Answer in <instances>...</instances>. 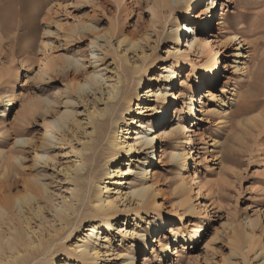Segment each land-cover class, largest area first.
Returning <instances> with one entry per match:
<instances>
[{
	"label": "rangeland",
	"instance_id": "374dc122",
	"mask_svg": "<svg viewBox=\"0 0 264 264\" xmlns=\"http://www.w3.org/2000/svg\"><path fill=\"white\" fill-rule=\"evenodd\" d=\"M154 1L0 0V151L4 152L0 156V203L8 202L22 192L26 181L33 183L34 174L39 176L40 184L47 186L43 196L49 199L43 198L39 204L35 201L28 208L31 212L44 205L47 207L45 215L51 217L47 205L72 199L74 185L68 180V172L71 174L79 163L81 149L88 143L95 123L100 122L96 111L106 106L104 88L115 84L121 76L123 84L145 98L143 102L133 98L134 111L129 119L139 122L142 118H150L145 125L150 124L156 129L161 120L157 118L160 104L167 103L166 125L170 128L179 122L189 126L191 131L183 134V145L179 149L174 142L168 145L167 138L164 141L161 137L153 151L120 152L117 166L131 171L115 177L109 183V193L104 195L115 201L121 213L112 223L111 231L104 233L102 227L99 228L101 238L93 243L99 251L98 264H262L264 0H215L213 4V0L193 1L196 4L193 10L197 9L199 19H192V27L200 30L201 36L213 34L211 38L217 39L213 46L220 45L222 50L218 58L221 69L213 82L205 77L200 67L206 62V53L197 49L187 58L178 57L174 47L179 46L184 51L185 37L180 39L179 45L167 38L173 20L182 16L186 0L164 8L159 13L160 21L152 27L154 19L150 4ZM222 10L226 13L225 23L219 25ZM207 15L211 21L210 27L205 28ZM56 23L64 26L59 30V37L47 35L48 29L56 31ZM180 23H185V19L181 18ZM84 26L87 28L83 29ZM230 29L239 32L243 36L241 40L246 39L241 50L246 57L236 56L238 41H225ZM97 36L99 38L95 39ZM134 41L139 43L138 47L132 46ZM46 42L51 48L45 49ZM66 58L72 60L71 64L78 62L81 69L75 71L72 65L66 68ZM170 65L175 70V81L168 86L169 81L164 76L165 66ZM237 66H246V72L237 70ZM135 67L139 68L138 72L134 71ZM93 71L103 75L102 89L97 87L91 96L75 92L71 95L74 103L67 105V88L83 81ZM168 87L177 94L174 104L170 103V98L161 100L147 95L148 90L162 91ZM200 90L205 95L202 104L199 102ZM190 95L202 109L196 113L198 119L186 114ZM124 97L125 94L117 104L115 102L116 107ZM8 99L13 102L11 107H7ZM143 106H146L145 110L150 106L151 111L139 114ZM155 108L159 110L155 111ZM65 109H73L72 120L55 129L50 122ZM108 120L105 135L112 125L111 118ZM128 122L125 127L131 132L143 131L135 122ZM145 129H149L148 126ZM47 130L57 137L46 149L53 160L35 169L32 166L35 148L41 145ZM130 131L129 138H122L127 141L124 144L126 150L128 142H135L131 139L135 135ZM189 134L192 135L190 147L193 150L186 145ZM18 138L22 139L16 146ZM24 140L31 144L22 143ZM175 151L186 152L187 157L193 155L194 158L188 162L191 176L186 175V178L191 190L185 194H181L179 185L186 173L170 158ZM94 152V147L90 146L87 155ZM151 154L155 161L144 164L146 159H151ZM16 156L23 157V161L18 164ZM10 159L15 165V173L8 170L11 169L8 167ZM91 163L92 160L84 173L88 180L95 179L100 170ZM143 166L152 170L147 183L152 185L155 194L153 203L147 208H140L141 204L132 194L133 189L142 186L137 173ZM194 171L196 178L205 185L200 194L197 191L201 184H193ZM17 173L22 181L13 186ZM137 210L140 215L136 214ZM28 213L35 229L39 224L33 217L36 214ZM90 213L89 206L81 205L78 214L60 234L50 238L55 249L52 255L55 264H82L73 254L74 248L82 244L81 237L91 231ZM126 219L129 232L124 236L125 233L119 231ZM160 221L167 230L154 234L150 223L159 225ZM44 226L53 232V224L46 222ZM170 228L173 231L169 232ZM134 231L148 234L150 239L156 237L158 241L150 243L152 240L146 239L143 243L138 236H133ZM234 236L241 237V245L236 249L238 253H231V249L236 248L232 241Z\"/></svg>",
	"mask_w": 264,
	"mask_h": 264
},
{
	"label": "bare ground",
	"instance_id": "6f19581e",
	"mask_svg": "<svg viewBox=\"0 0 264 264\" xmlns=\"http://www.w3.org/2000/svg\"><path fill=\"white\" fill-rule=\"evenodd\" d=\"M180 1L181 0H155L154 2H152L150 4V10L154 19V21L152 22V27L156 25L157 21H160L159 13H162L164 8L172 6L173 3L177 4ZM193 1L194 0H186L185 10L182 16H178L173 20V29L171 28V31L168 33L167 38L179 45L180 39L182 37H185L186 49L184 51H182L179 46L174 47V50H176L175 54L178 57L187 58L190 52H196L197 49H199L201 53H206V62L201 64L200 67L203 70L202 72L205 77L209 78V80L213 82L221 69V63L219 62L218 58L221 56L220 54L222 50L219 49L220 45L216 46V48L214 47L217 44V39L213 40L211 38L213 37V34H205L204 36H201L202 32L192 27V25L194 24V21L192 19H199V15H197L196 12L197 9L196 11L193 10L196 5L195 3H193ZM214 1L215 0L212 1V4L214 3ZM209 9L211 8H208L207 10ZM225 14V10H222L218 20L219 25L225 23ZM181 18L185 19V23H180ZM209 18V15H207L205 28L210 27L211 20ZM50 23L52 24L53 21H50ZM63 27V24L56 23V31L48 29L45 33L47 35H56L57 37H59V30L61 31ZM86 28V26L83 27V29ZM229 32L230 33L225 41H238L237 45H239V47L236 48V56L239 57L242 55L243 58L246 57L245 54L241 52L245 45V43L243 44V41H246V39L241 40L243 36H241L239 32L233 29H230ZM98 38L99 37L97 36L95 39ZM226 42H222V44H225ZM94 43L95 42L92 41L93 45ZM132 46L138 47L139 43L134 41L132 43ZM44 47L45 49L51 48V44L46 42L44 43ZM95 55L97 54L95 53ZM96 57L98 59V56ZM66 59V68H70L72 65L75 68V71H79L81 69L82 66L78 62L75 64H71V59ZM53 63H51V65ZM165 69L166 76L164 77L167 81H169L167 85L171 86V84L175 81V70L171 65L165 66ZM246 69V66H237V70L239 71L244 72ZM134 71L138 72L139 68L135 67ZM102 78V74L100 75L96 71H93L92 73L87 74L83 81L80 80L77 83H72V85L67 88L68 95L67 101L65 103L67 105L74 103V100L71 99V95L75 92L87 93L88 96H91V92H95L97 87H99L98 90L102 89ZM203 84L205 85V83ZM104 89L106 90V93L104 95H107V98H105L106 106L96 111L97 119H99L100 122L99 124L95 123L93 127L94 130L89 134L88 143L81 149V158L79 160V163L72 169L71 174L70 171L68 172V180L74 185L71 194L72 199L69 201L64 200L61 203H53L50 206L47 205L51 211V217L45 215V209L47 207H45L44 205L38 206L36 210L32 209L31 212V210H28V208L32 207L35 201H37V203L39 204V201L41 199H49L46 195L43 196L44 193H47V186L43 183L40 184L39 176H36L34 174L32 176L34 184L30 181H26L24 187L22 188V192L16 194L14 197L9 199L8 202L5 201L4 203H0V264H55V257H52L55 249L52 248L50 238L53 239L55 235L60 234L65 226L69 224L71 218L78 214L79 207L81 205L89 206L90 208L91 213L89 214V217L92 223L89 225V228L91 229V231L89 234L81 237L79 241L82 242V244L74 248L73 256L79 259L82 264H98L97 261L99 251L93 243H96V240L98 241L101 238L99 235V228L102 227L104 233L111 231L113 229L112 223L119 219L121 213L118 206H116L115 201L109 198V196L104 197V195L109 193V183L113 182V179L115 177H118L119 175L125 176L131 171L130 168L123 170L122 168L117 166V164L119 163L118 159L120 152L141 150L145 151L147 149L153 151L155 143L162 139L161 137H164V141L166 140L165 138H167L166 144L168 145L170 144V142H174V144L176 145V149L182 147L181 145H183V134H187L191 130L189 126L180 124L179 122L176 125L171 126L170 128L166 125L168 119L166 118L167 116L165 114L169 110V104H160V113L157 114V118L160 117L161 120L157 122L158 126L156 127V129H154L150 124L145 125L147 120H150V118H146L145 120L144 118H142L143 120H140L139 122L134 121V118L129 119V116H131V112L133 113L134 111L131 105L133 98L137 97L142 102L145 100V98L143 95H139L138 92L135 94L131 86L127 87L125 84H123L121 76L118 77L115 84L105 87ZM198 90L199 87H197V89H195L194 91L197 92ZM124 94L125 97L123 101L119 102L117 105L118 107H116L115 105L117 104L118 100ZM147 95L148 97H157L161 100H167L168 98H170L169 101L171 104H174L176 102L175 100L178 98L177 94L171 92V88L169 89V87L165 88V90L162 91H160V89L158 91H154L152 89L148 90ZM200 95L201 99L199 100V102L202 104L204 103L205 95L201 90ZM12 103V100L8 99L7 107H11ZM197 103V101L195 103V98L193 97V95H190L189 102L187 104V109L189 111L186 112L187 115H190L189 118L198 119L196 113L202 111V109L198 108ZM49 104L50 106L52 105L51 103ZM140 104L141 102L138 103V106ZM145 107L146 106L141 107L142 110H139V114H143V112L145 111H151L150 106L147 107V110H145ZM154 110L158 111L159 109L155 108ZM73 115V109H65V111L60 113L50 123L55 129H60L72 120L71 118L73 117ZM109 118H111L112 125L109 128L108 134L105 135L106 122L110 121L108 120ZM157 118L155 120H157ZM129 120L130 124H133L135 122L138 127L142 128L143 131L133 130L131 132L130 129H127L125 125L129 123ZM241 122L242 121H240V124L243 123ZM147 126L149 129H145ZM129 131L130 134L133 133L135 135V137H131V139L135 142L133 144H129L128 142V150H126V146H124V144L127 143V141L122 140V138H129ZM150 131L152 132L149 133ZM21 139L22 138H18L16 140V146L21 142ZM170 139L171 141H169ZM187 139L188 142H186V145L188 146V148H190V150H193V147H190V144L193 143L192 135L189 134ZM55 140H57L55 134L52 131L47 130L46 137L42 139L41 145L35 148L36 157L34 158V162L32 165L33 167H35V169H39L41 168V166H45L53 160V158L47 153L46 149H48L49 144L53 143ZM92 142H94V145H92ZM22 143L31 144L27 140H24V142ZM90 146L94 147L95 152L92 155H87V151ZM15 152L18 153L19 150H16ZM3 155L4 152L0 151V156ZM147 156H149V153ZM14 158L18 164L21 163L24 159L23 157L19 156H16ZM170 158L172 162H175L180 167V170L185 171L186 173L183 174L182 182L179 185L181 194L190 192L191 186L188 185L186 175L191 176V169L189 168L188 162L189 160H194L193 155L187 157L186 152L175 151L170 155ZM91 160V166L100 167V170L95 176V179L93 178L92 180V178H90V180H88L84 173L87 170L89 162ZM150 161H155L153 154H151V159L148 158V160L146 159V161H144V164H147ZM14 166V163L10 159V161L8 162V167L11 168L8 169L9 172L11 170V173H13L14 170H16V168L14 169ZM137 175V177L142 180V186L138 189H133L132 194L138 199V203L141 204L140 208H147L151 205V203H153V197L155 196L152 191V185H149L147 183V179L152 177V170L143 166L137 173ZM194 175L195 182L193 184H201V181L196 178V171H194ZM21 181L22 178H20L19 174L17 173L13 181V186L19 184ZM204 187V184H201V186H199V190L197 191L198 194L201 193V190L204 189ZM185 198L188 199V196H186ZM189 200L191 199L189 198ZM193 208L194 207L192 206V209ZM12 209H15V211H13ZM27 210L30 211V214L34 212L36 214L33 217L37 219L36 222H39V224L35 229H33L32 227L33 218L29 215ZM136 214L140 215V212L137 210ZM46 222L53 224V226L51 227L53 232L50 229L45 228L44 224ZM128 224L129 221L126 219L125 225L120 227L119 233H125L124 236H126L129 232ZM150 228L154 234L167 230V227L165 228V225L162 223V221H160L159 225H157L156 222L150 223ZM171 231H173L172 228H170L169 232ZM132 234L134 237L138 236V240L141 239L143 243L146 239H150L148 234H139L137 231H134ZM246 237L247 239H249L250 235H246ZM150 240H152L150 241V243H156L158 241L156 237H152ZM232 241L235 244L236 248L231 249V253H238L236 249L241 245V237L234 236ZM76 249H79V251H77ZM37 259L39 261H36ZM131 262H134V258H131ZM262 264H264V261L262 262Z\"/></svg>",
	"mask_w": 264,
	"mask_h": 264
}]
</instances>
